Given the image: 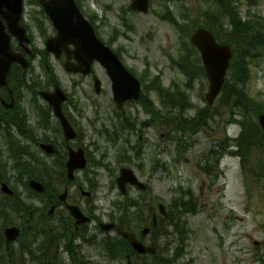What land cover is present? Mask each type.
<instances>
[{"label": "rangeland", "instance_id": "rangeland-1", "mask_svg": "<svg viewBox=\"0 0 264 264\" xmlns=\"http://www.w3.org/2000/svg\"><path fill=\"white\" fill-rule=\"evenodd\" d=\"M216 1L152 0L151 10L147 14L130 11L128 8L131 0H83V3L89 14L96 15L95 21L92 20L91 22L96 28L100 39L109 47L120 52L122 61L128 68L134 70L137 78H143L145 96L151 94V82L146 69L148 65L151 76L160 77L162 86L164 85L165 87L172 84V81L181 83L189 81V76L196 77L197 80H194V88L191 93V102L196 108H202L204 105L208 107L201 95L208 91L209 83L196 64L200 56L191 46L189 34L192 31L191 29L197 25L203 26L204 22L209 23V17L206 18L211 14L209 12L220 7L219 5L214 6ZM242 3L240 11L243 17L241 15L240 17L244 22L253 23L254 27V30L246 33L247 41L250 42L253 39L252 44L247 47L251 56H247L248 59L246 58L245 60V66L247 61L246 81L241 83L234 82L235 78L241 79V75L238 72L240 66H238V63L236 64L235 60L234 66L231 67L227 74L228 80L216 103L211 109L201 112L203 124L206 123V126L196 131V133L189 132L191 128L188 126L186 128L184 123L182 124L183 118L182 113L178 111L179 108H176L173 111L174 114H172L176 117L173 127L168 125L170 118L165 115V112H162L165 111L168 102L165 99L166 94L159 89L160 83L155 87L153 86L155 91L152 90V99L155 102V110L157 112L152 111V126L149 128L145 127L143 121L149 119L150 115L143 111L140 104L129 103L124 106V115L122 114L119 117L116 115L112 83L105 69L100 64L95 63L94 65V73L102 81V90L98 94L94 89L92 76L89 75L79 79L67 73L52 56L50 58L54 69L53 71L50 70V72L53 73L55 71L58 74L62 87L73 95L72 101L80 108V112L73 110V107L70 111L73 112L75 119L80 123L84 141L89 144L90 156L94 159L102 158L105 162H109L111 169L114 173L117 172V175L123 166L133 168L140 179L150 187L147 195L151 194L149 201L152 203V209L155 214L159 215V203L166 205L168 212L173 211L174 214L172 215L174 216L182 210L181 207H175V209L173 207L182 206L184 201L182 197H187L191 194L197 198L201 185L200 167L203 165L200 163H203L202 159L204 158L212 160L213 157H211L210 152L215 146V150H218L220 143L222 146L229 145L230 143L225 141L229 134L238 135L240 133V124L232 122V120L234 118L235 120L242 119L241 116L233 117L236 114L241 115V108H251V112L245 120L246 126L243 129L245 133L242 141L245 143L246 137L248 141L254 143L262 142L264 139V134L255 126V122L258 123L259 115L264 114V54L262 55L263 51L261 50L264 43L254 40V31L260 33L261 27L264 28V20L258 21L254 18L261 15L264 16V1H259L256 6ZM164 14L166 15V20L162 18ZM44 18L45 16L40 12L37 5L32 4L30 0H24L23 20L38 49H43L45 46V39L40 36L37 28V25ZM123 20L126 25H130L125 27ZM175 23L182 25L181 27L186 31L187 39H181L178 33L180 29ZM192 23L197 24L192 27ZM47 34L48 37L53 36L48 30ZM13 44L14 47L18 44L15 38L13 39ZM238 44L240 45V43ZM171 57H175L178 60L177 65L182 66L183 70L186 66L185 74L173 66ZM187 61L190 66H187ZM45 67L46 65L39 63L37 59L28 74V82L31 83L37 78L35 83L42 88L52 85ZM234 85L245 95L241 101V103L245 104V107L236 103L238 100L233 95ZM181 88L183 87L181 86ZM27 92L30 93L31 91ZM27 96L30 98L29 95ZM161 103L164 104L162 105ZM176 104L179 105L180 103L177 102ZM196 108L186 113L190 118L188 119L189 121L195 120ZM135 120L137 122L132 123ZM122 125L124 128H129L130 126L131 128L129 130L119 129ZM103 129L111 135L117 132L115 143L98 133ZM248 134L250 136H247ZM94 142L95 144H93ZM243 142L240 144L242 147L245 146ZM230 148L232 146H229ZM106 152L107 155H103ZM226 156V165L229 167L228 179H226L227 183H229L227 198L232 199L235 212L228 213L222 207L215 212H207L198 206L195 213L187 215L185 217L186 224L188 222L191 232L186 241V257L193 258L194 264H260L261 260H258V263L253 262L251 254L253 253V257L264 254V243L262 242L264 240V227L262 225L264 213L258 211L259 208L256 210L253 207L258 205L257 203L250 202L249 205H252L250 207L252 212L246 211L245 206L248 205V202H246L243 194L238 193L242 188L239 175L240 158L232 155L228 156V154ZM41 159L46 162L45 158ZM121 159L122 161H120ZM261 159L264 160V155ZM1 163L3 162L1 161ZM88 169V175L90 177L93 176L95 168L89 165ZM117 175H115V178ZM15 178L11 180L15 186L13 187L17 190V204H19V207L15 208L12 206L11 204H16V202L15 200L11 201L10 207L13 209L10 211L12 215L10 219H19L15 221L19 222L20 218L14 208L21 209L23 207L33 210L36 217H41L39 211L43 208H41L40 199H33L32 197H35V195L27 191L21 183L17 185ZM50 178L53 180V185L58 186L60 184L59 180H56L57 171H50ZM78 178L85 180L86 177L83 176V173H80ZM115 178L111 177L107 170L101 167L97 176L98 189L94 192L93 200L88 203L90 208L92 210L95 209L96 214L102 217L103 221L110 219V215L117 214L114 204L121 200L117 186H113V179ZM62 185L63 187L65 186L63 183L60 186ZM63 187L60 188L63 189ZM84 187L89 190L87 186ZM262 188L264 189V186ZM137 192L138 189L132 190L134 194ZM27 193L31 197L30 200L27 199ZM2 199V196H0V203ZM80 202L82 207L87 206L83 198L80 199ZM8 210L0 211V233L3 224V214L8 212ZM18 212L21 211L19 210ZM231 213L232 217L230 216ZM210 215L212 216L211 219ZM228 215L232 220L236 217V221L234 220L235 225L233 227L225 229L223 225H225ZM238 217H243L245 222L240 223ZM178 219H181V217H178ZM175 220L177 222L174 221L173 223L180 225L176 218ZM166 224L167 226L170 225L169 222ZM172 228L174 226L168 227V231L171 233H173ZM93 232L99 237L102 236L96 231ZM35 237L26 233L23 239L25 241L30 239L34 241ZM45 237L48 238V236H40L39 239L35 240L37 243L31 245V252L37 253V249L45 242ZM3 239L0 234V264H22L23 257L9 259L6 246L3 245L4 243L2 244ZM153 239L154 235L152 234ZM256 242H259V244H256ZM169 243L171 245L172 239L169 235H164V238L159 242V255L161 257L162 255L168 257ZM21 245L16 242L13 248L18 249ZM172 247L174 248L175 246L173 245ZM90 250L94 251L95 249L90 248ZM245 250L247 253H244ZM16 252L19 251L17 250ZM243 256L247 259L245 263L240 260ZM24 259H26V264H34L30 262V257L24 256ZM181 260L184 261L186 258L183 257ZM163 264L173 263L164 259ZM174 264L180 263L177 261Z\"/></svg>", "mask_w": 264, "mask_h": 264}, {"label": "flooded vegetation", "instance_id": "flooded-vegetation-1", "mask_svg": "<svg viewBox=\"0 0 264 264\" xmlns=\"http://www.w3.org/2000/svg\"><path fill=\"white\" fill-rule=\"evenodd\" d=\"M78 9L81 14L91 23L92 16L86 11V7L83 0H75ZM60 7H64L60 5ZM66 7V6H65ZM40 11H43L45 16V22H43V30L49 31L53 36L57 34V29L54 26L50 18L44 13L42 6L39 7ZM47 28V30H46ZM46 45V39H45ZM16 50H22L20 44L15 45ZM30 48L32 52L28 53L31 58L30 68L33 66L34 62L38 59L39 63L44 62L45 58L48 63L47 66L50 67L49 62H51V56L60 63V66L65 68V63L69 59L71 62H75L74 47L68 44L66 47H61L59 55L56 53L45 52V46L43 49H38L35 45L34 38L31 37ZM29 56V57H30ZM46 56V57H45ZM18 68V67H17ZM33 68V67H32ZM19 69V68H18ZM20 70V69H19ZM32 70V69H31ZM18 70L9 81V88L0 87V160H6V157H10L11 146L14 143L16 146L21 145L27 149V152L23 153V157L28 160H41V158L49 160H57L59 157V163L63 162V157L66 160L70 158V149L73 151H78L82 149L85 152L86 159H89V144L85 143L83 132L81 131L80 123L75 119L73 112L74 102L69 96L67 102L62 106L63 112L74 128L76 132V138L74 140H68L65 136L64 130L62 131L61 123L54 112L49 113L48 108H44L45 102L34 96L33 93L28 94V80L27 77L22 76V72L18 75ZM73 76L83 79L92 76L94 81L98 78L96 74L90 73L84 76L80 73H72ZM34 79L30 84L33 88ZM56 81L60 83V79L57 76ZM56 87V86H54ZM53 89V87L51 88ZM38 93H39V89ZM30 98H28V96ZM72 95V94H71ZM73 96V95H72ZM139 101H136L137 104ZM132 103V101L126 102L124 105ZM48 105V104H47ZM141 105V103H140ZM124 110V109H123ZM123 110H121L122 114ZM261 133H264L262 128L257 126ZM151 128V126L149 127ZM64 129V128H63ZM53 130L54 132H52ZM247 136H250L249 134ZM43 144H52L55 146L54 153L47 154L42 149ZM244 147L240 149V152L231 154L230 152L220 151L211 155L212 160L202 159L203 164L200 167V182L198 192V206L203 211L215 212L222 209L226 212H235V207L231 198H227V190L229 191V183H227L228 169L226 165V155L235 156L240 158L239 164V175L241 183V191L239 194H243L248 205L245 206L246 211L252 212L250 203H257L253 207L264 213V160L262 156L264 155V139L262 142H251L247 140L244 143ZM59 149L61 153L59 154ZM15 157H18L16 154ZM228 171V172H227ZM3 172V171H2ZM83 173V176H87L85 171L75 172V180L71 181L70 187H66L67 197L65 199L67 204H72L78 206L85 215L91 218L93 217V212L89 206V201H92L94 194L92 191L87 190L83 184L87 183L85 180H80L79 174ZM66 183L69 181L64 178ZM72 185V186H71ZM146 189L139 190L134 186H128L127 194H125L126 204L123 203L119 208L117 225L123 227L124 230L133 233L136 238L146 245L152 244V203L149 199L142 198L140 191H148L150 187L146 185ZM133 189H138L136 194L132 193ZM237 193V194H238ZM58 196V205L54 204V212L50 214L52 219L48 220V227L52 226L55 232V236L50 237L47 240V244L44 242L41 245L53 253V256L48 257V262L46 264H120L117 257L122 256L126 261L123 264H140V261L147 259L146 255H141L136 252L133 247L123 238L120 239L119 249L121 254H113V258H108L104 253L105 236L99 237L93 231L98 234L103 235L100 228V220H91V222H78L76 218L71 215L66 203L61 200L60 194ZM83 198L87 204L82 207L80 199ZM44 199V197L42 198ZM148 201V203H146ZM232 213L230 216L232 217ZM229 215L227 216L224 228L233 227L235 221L231 219ZM211 219V215L209 216ZM3 221V220H2ZM240 223H244L245 219L243 217H238ZM43 222V220H42ZM262 225L264 227V220H262ZM149 228V233L145 234L144 229ZM107 235V234H105ZM40 237H36L35 240ZM50 239V240H49ZM24 240L23 251L29 253L31 250V245L37 243V241ZM264 243V240L262 241ZM6 249H10L11 242H7ZM3 246V245H1ZM258 246V245H257ZM90 248H94L91 251ZM43 252V251H42ZM187 256V254H186ZM256 256V255H255ZM253 257L251 254V259L253 262L258 260H264V254L257 255ZM187 261L183 264H194L192 258H187ZM260 262V261H259ZM152 264H155V260L152 259ZM261 264V263H260Z\"/></svg>", "mask_w": 264, "mask_h": 264}, {"label": "water", "instance_id": "water-1", "mask_svg": "<svg viewBox=\"0 0 264 264\" xmlns=\"http://www.w3.org/2000/svg\"><path fill=\"white\" fill-rule=\"evenodd\" d=\"M40 1L44 4L48 14L58 28V36L54 39H49L47 42L48 50L59 55L61 47H66L68 44L75 46L74 54L79 65L74 67L73 64L67 63L66 68L68 71H79L87 74L91 70L93 61L98 60L106 67L113 81L114 99L120 107L126 100L139 98V82L122 67L113 52L96 38L94 30L78 13L73 0ZM22 5L23 0H0V86H8L12 63L20 64L23 68V74L28 68V63L23 58L22 53L15 52L10 43L12 34L19 39L24 48V45L29 42L25 29L20 25ZM60 5L64 7H60ZM148 7L149 0H132V8L134 10L147 12ZM7 29L9 32H7ZM192 42L201 52L210 82L206 99L212 105L223 86L230 60L233 56V50L229 45L218 44L212 33L206 29L197 30L192 37ZM25 50L27 51V49ZM100 86L101 83L97 80L95 88L98 92H100ZM41 95L52 105L56 115L60 118L66 137L73 139L75 137L74 130L61 109L62 103L67 100V95L59 87L54 92H41ZM260 122L264 127V115L260 117ZM42 147L48 153L54 152L52 145H42ZM86 165L87 161L84 151L82 149L77 152L71 150L70 160L67 163L68 177L73 179L74 171L84 169ZM118 182L122 188L127 183L144 187L132 170L126 168L121 170ZM30 185L38 192L45 190L44 186L39 182L32 181ZM3 190L8 194H13V191L6 184L3 185ZM66 197L67 191L61 196V199L65 201ZM67 207L78 222L89 221V218L83 215L79 207L73 205H68ZM160 208L162 212L165 211L162 205H160ZM101 227L104 230H110L115 225L105 223ZM119 232L126 236L139 252H156L155 248H148L136 242L133 236L124 232L122 228H119ZM5 235L8 241H14L19 237L20 230L16 227L7 228Z\"/></svg>", "mask_w": 264, "mask_h": 264}, {"label": "trees", "instance_id": "trees-1", "mask_svg": "<svg viewBox=\"0 0 264 264\" xmlns=\"http://www.w3.org/2000/svg\"><path fill=\"white\" fill-rule=\"evenodd\" d=\"M216 3H218V5L220 6V8L214 10V14L212 15L211 13L209 16H207L206 18L209 17V23L205 22L204 26L209 28L210 30H212L216 36L221 39V41L226 42V43H230L232 45H235V55H234V60L232 62V66H234V61L236 60V64L238 63L239 70L238 72L241 75V79L235 78L234 82L235 83H240L242 81V79L246 78V66H247V61H246V66H245V60L246 58L248 59V57H250V51L248 50V45H251L253 42V39L249 42L246 40V33L251 32V30H254L253 24L251 22H244L241 17H240V12H239V7L238 5L234 4V0H217ZM237 3V2H236ZM168 10V8H167ZM212 15V16H211ZM195 24L197 23H192V27L195 26ZM201 25H197L196 27H200ZM196 27L192 28L191 30L193 31ZM192 31H190V34L192 33ZM254 40H257L258 42H264V34H262V31L260 30V33H257L256 31H254ZM240 43V45L238 44ZM248 56V57H247ZM197 66L199 68V70L203 73V68L201 67L199 61H197ZM187 66H190L189 62L187 61ZM182 67V66H181ZM186 73V66L185 69L183 70ZM189 73V72H188ZM204 74V73H203ZM143 80V78H142ZM157 82L158 79L155 78V80L152 81V85L155 87L157 86ZM233 95L234 97L238 100L237 102L239 104H241V101L244 99L245 95L234 85L233 86ZM172 99L174 100H180L181 105L185 103V98L184 95L179 94V93H175L172 95ZM180 105V107H181ZM186 104H184L185 106ZM174 106V109L176 108H180L178 106ZM179 110V109H178ZM172 111H169L167 113V116L170 118L169 122L173 123L176 122V117L173 116L172 114H174ZM182 124L184 123V126H188V127H194L196 128L197 126L200 125V117L199 118H195V120L193 121H189L187 119H184V117H182ZM20 161V160H19ZM55 164H47L46 162H43L42 165L40 164H36L34 165V167L32 166H26L25 170L28 174V177L30 179L34 178H40V179H50V171H60L62 174V179L60 181L63 180V176L65 175L63 173V168H62V164L60 165L59 162H54ZM59 164V165H56ZM22 167L23 165L20 164ZM32 165V164H31ZM21 166L19 167L21 169ZM38 168H41L40 170L43 172L40 176L36 177L37 172L39 171ZM26 187V189H29L28 184L25 183L24 185ZM59 190V187L57 189V187L53 184H49L47 191L45 193L46 197L51 198H55V194H57V191ZM16 204H12V206L19 207V204H17L18 200H15ZM186 203V201L184 200L182 202V204ZM50 204H54V202L52 200H49L48 202H46V206ZM21 212L24 211V213L27 215V222L23 223L22 222V226L24 227V235L30 234V235H34V236H39L40 234L42 236H48V238L55 236V232L53 230V227L50 226L48 227L49 223L47 222L48 220L52 219V217H49L46 213L45 210L43 211L42 209L40 210L41 213V217H36L35 216V212H33V210L31 209H25L24 207L19 209ZM32 218V219H31ZM43 220V222H42ZM43 229V230H41ZM50 240V239H49ZM1 242V241H0ZM47 240L44 242L45 244ZM110 245V243H108ZM113 250L119 252V246L114 245L113 246ZM43 251V252H42ZM32 255V253H30ZM33 255H38L39 259L38 262L39 264H46L48 262V257L52 256V253L50 254L49 251L47 249H45L44 247L40 246L38 248V251L36 254ZM13 258V257H12Z\"/></svg>", "mask_w": 264, "mask_h": 264}, {"label": "bare ground", "instance_id": "bare-ground-1", "mask_svg": "<svg viewBox=\"0 0 264 264\" xmlns=\"http://www.w3.org/2000/svg\"><path fill=\"white\" fill-rule=\"evenodd\" d=\"M32 259L35 260V261H38V257H36L35 255H31Z\"/></svg>", "mask_w": 264, "mask_h": 264}]
</instances>
